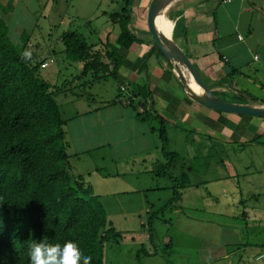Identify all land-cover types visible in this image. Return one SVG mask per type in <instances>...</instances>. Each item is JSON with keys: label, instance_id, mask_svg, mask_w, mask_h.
Returning <instances> with one entry per match:
<instances>
[{"label": "trees", "instance_id": "trees-1", "mask_svg": "<svg viewBox=\"0 0 264 264\" xmlns=\"http://www.w3.org/2000/svg\"><path fill=\"white\" fill-rule=\"evenodd\" d=\"M134 2L120 0L117 10L108 15L118 29L117 47L102 41L89 43L77 31L60 34L63 57L80 65L78 74L60 86L41 76L36 55H27L28 34L20 35L19 45L12 43L0 19V264H29L28 247L33 239L61 245L71 240L82 256L91 257L90 264H101L104 244L117 243L120 238L108 227L105 210L85 181L87 175L71 171L66 118L56 100L60 93L91 102L90 95L75 89L83 87L84 92L101 80H113L116 94L111 102L129 106L159 142L164 162L155 161L151 173L170 180V201L180 199V192L190 185L186 160L167 150L169 123L154 110L148 83L133 84L118 74L123 60L120 51L134 43L148 44L131 31ZM179 26L173 27V37ZM181 31L184 34L183 28ZM151 44V53L163 58L153 39ZM244 96L248 97L246 93L233 95L230 102L245 104ZM218 98L225 100L224 96ZM251 100L250 104L264 106V101ZM262 137L264 133L255 140Z\"/></svg>", "mask_w": 264, "mask_h": 264}, {"label": "crops", "instance_id": "crops-1", "mask_svg": "<svg viewBox=\"0 0 264 264\" xmlns=\"http://www.w3.org/2000/svg\"><path fill=\"white\" fill-rule=\"evenodd\" d=\"M37 2L39 3L34 2L30 7L28 5L30 0H0V19L7 28L13 25L12 30L18 31L21 35L25 32L23 25L31 23L25 32L28 34L26 52L31 45H38L32 43L33 30L36 29L38 22L35 16H41L46 20L56 4L55 0ZM8 4L10 8L6 9ZM42 6L49 9L39 14ZM165 16L172 23L170 40L194 65L208 89L215 92L218 97L224 96L227 101H230L233 95L240 96L242 93L248 95L242 98L247 102L245 104L259 106L250 104L251 99L264 101V0H175ZM149 17L150 13L145 20L148 21L146 28H143L142 22L140 26L142 25L143 29L138 27L139 30L136 32L132 30V26L137 25V20L132 21L131 31L138 40L148 41L146 34ZM176 23L183 28L184 34L179 26L173 37L172 31ZM108 28L103 31L104 35L97 37V41L106 39L117 47L118 31L115 33L113 27ZM50 35L51 30L48 28L44 32V37ZM58 45L61 48L59 37ZM47 46L52 47L49 43ZM150 47L151 43L148 41V44L134 43L127 50L120 51L123 60L118 71L119 76L140 86L148 83L154 110L169 123V126L186 133L188 137L191 136V141L187 138L183 140L188 141V144L196 149L193 148L194 151L190 152L193 154L188 153L190 156L194 157L200 152L202 157L208 159L210 156L208 152L213 145L207 146L206 143H210L211 134H218L222 136L223 141L214 144L222 150L236 148L243 151L247 146L251 150L261 149L263 158L251 160L249 163L244 162L242 169L240 166L238 169L243 172L249 171L255 177L264 176V142L261 141L262 138L255 140L264 133V118L219 113L197 105L187 97L181 81L175 77L172 66L170 67L167 61L154 53L145 58ZM62 51L63 49H60V53ZM54 54L55 51H48V59L53 58ZM147 59L150 63L148 69ZM76 69L77 72L80 71L79 64H76ZM58 95L65 97L64 101H68L69 105L79 104V108L74 109L66 117L65 126L69 144V163L74 175L85 176L97 172L93 155L99 153L103 164L106 150L110 152L114 164L117 161L122 162L120 153L112 150H116L121 143L129 144L132 147L131 151H139L141 154H148L150 149L157 151V139L150 132L148 124L136 119L129 106L112 103L114 97L95 103L94 99L88 102L69 92ZM67 95L70 97L69 100ZM195 137L203 138L204 145L196 146ZM188 144L186 142L185 146L189 151L192 147H188ZM131 153L127 157L132 156ZM134 154L136 152H133ZM225 162L227 161H220V167H225ZM250 166L253 170H248ZM255 167L260 169L257 170ZM231 177L237 178L236 169L232 174H225L214 181L226 183L231 181ZM235 189L240 196L239 187L236 186ZM131 191L138 192L136 188H132ZM221 191L226 194L225 190ZM259 195L251 192L246 198L256 201L261 197ZM255 213L256 210L250 211L249 216L242 214L241 220L244 222L245 232L249 234L248 240L238 241L236 244L226 242L224 245L226 249L223 259L229 261L228 264H263L260 257L264 256V217L256 218ZM217 226L224 230L231 228L225 223ZM238 230L237 227L234 234H238Z\"/></svg>", "mask_w": 264, "mask_h": 264}, {"label": "rangeland", "instance_id": "rangeland-1", "mask_svg": "<svg viewBox=\"0 0 264 264\" xmlns=\"http://www.w3.org/2000/svg\"><path fill=\"white\" fill-rule=\"evenodd\" d=\"M42 1L40 0L41 3ZM55 1V7L46 20L41 16H35L38 22L36 29L33 30L32 43L38 45L27 48V55H36L35 60L41 62V76L49 83L60 86L65 80L70 81L78 72L76 64L66 61L60 53L63 45L61 48L58 45L59 35L67 31H77L87 42L97 44V37L104 35L103 31L108 26L113 27L115 33L118 31L109 21L108 15L117 10L120 0ZM155 1L138 0L133 3V20H137V25L132 26L133 31H138V27L142 28V25L140 26L142 22L145 25L143 28H146L148 21L145 20L148 19ZM34 2L39 3L37 0H30L28 5L31 7ZM48 9L42 6L38 13L43 14ZM30 24L23 25L25 32L30 28ZM12 28L13 25L7 28L11 30L8 31L10 40L19 45L20 34ZM48 28L51 35L44 37V32ZM146 35L151 43L149 28ZM102 42L108 41L104 39ZM48 43L51 44V48L47 46ZM151 47L145 58L153 54ZM48 51H55L53 58L48 59ZM43 64L47 65L42 67ZM146 65L147 69L150 68L148 59ZM174 71L176 70L172 68L173 73ZM119 89L124 92L123 88ZM82 91L83 87L75 89L76 93H86L95 103H100L115 96L116 83L106 78L95 83L92 88ZM64 99L65 97L60 95L56 97L62 116L66 118L74 109L79 108V104L69 105ZM69 99L67 95V100ZM166 132L167 150L180 154L191 169L190 185L180 192V199L173 203L170 201L172 198L170 180L167 177H153L151 173L153 162L156 160L164 162L157 140V151L150 149L148 154L131 151L132 147L126 143L119 144L116 150L111 148L114 152L120 153L122 158V162L117 161L115 164L111 161L108 150L104 151L106 159L103 164L99 153L93 155L98 171L87 175L85 181L98 196L105 210L108 227L120 235L117 243L104 244L101 264H228L229 261L223 259L226 242L236 244L249 238V234L243 228L242 214L249 216L250 211L256 210L254 215L256 218L264 217V176L255 177L249 171L243 172L238 169V166L242 169L244 162L249 163L251 160L263 158L261 149L251 150L247 146L243 151L236 148L222 150L214 144L223 141L222 136L211 134L210 143L206 145L211 144L214 149L210 148L208 159L202 157L200 152H195L196 156L193 157L189 154H193L190 152L195 148L186 141L188 147H192L188 151L186 142H183L185 138L191 141V136L188 137L186 133L169 125ZM261 141L264 142V137ZM195 142L199 147L204 145L205 140L195 137ZM130 152L132 156L127 157ZM133 152L136 154L133 155ZM220 161H227L226 166L220 167ZM234 169L237 170V178L231 177V181L226 183L214 181L225 174H232ZM248 170H253V167L250 166ZM236 186L239 187L240 196L237 193L238 188L235 189ZM132 188H136L138 192L131 191ZM221 190H225L226 194L221 193ZM251 192H256L261 197L256 201L247 199ZM223 223L231 228L224 230L217 226ZM237 227L239 233L234 234ZM143 251L152 255L146 256Z\"/></svg>", "mask_w": 264, "mask_h": 264}, {"label": "water", "instance_id": "water-1", "mask_svg": "<svg viewBox=\"0 0 264 264\" xmlns=\"http://www.w3.org/2000/svg\"><path fill=\"white\" fill-rule=\"evenodd\" d=\"M174 1L175 0H156L154 2L149 17V30L156 49L160 52L163 59L176 70L173 74L178 79H181L180 81L187 97L197 105L214 112L264 118V106L236 104L227 100H221L214 96L213 92L202 82L194 65L184 55H182L172 40V47L166 45L160 34L159 22L162 15L166 14L168 8ZM181 69L186 70L191 76L200 91L199 95L191 93L186 88V80L178 73ZM182 80L185 82L183 83Z\"/></svg>", "mask_w": 264, "mask_h": 264}, {"label": "clouds", "instance_id": "clouds-1", "mask_svg": "<svg viewBox=\"0 0 264 264\" xmlns=\"http://www.w3.org/2000/svg\"><path fill=\"white\" fill-rule=\"evenodd\" d=\"M29 264H90L91 257L82 256L77 244L71 240L49 244L34 240L28 247Z\"/></svg>", "mask_w": 264, "mask_h": 264}, {"label": "bare ground", "instance_id": "bare-ground-1", "mask_svg": "<svg viewBox=\"0 0 264 264\" xmlns=\"http://www.w3.org/2000/svg\"><path fill=\"white\" fill-rule=\"evenodd\" d=\"M172 23L167 19L165 15H162L159 22V29L162 39L165 41L166 45L172 47L170 40ZM186 80V88L193 94L199 95L200 91L198 90L196 84L194 83L191 76L187 73L186 70H180L178 72Z\"/></svg>", "mask_w": 264, "mask_h": 264}, {"label": "built area", "instance_id": "built-area-1", "mask_svg": "<svg viewBox=\"0 0 264 264\" xmlns=\"http://www.w3.org/2000/svg\"><path fill=\"white\" fill-rule=\"evenodd\" d=\"M46 65H47V64H43L42 67H45ZM260 260H261V261L263 262V264H264V256H261V257H260Z\"/></svg>", "mask_w": 264, "mask_h": 264}]
</instances>
